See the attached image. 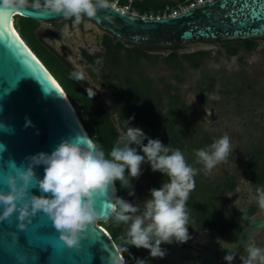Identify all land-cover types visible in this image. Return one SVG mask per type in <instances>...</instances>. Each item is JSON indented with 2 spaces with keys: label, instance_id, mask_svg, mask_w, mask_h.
Wrapping results in <instances>:
<instances>
[{
  "label": "flooded vegetation",
  "instance_id": "flooded-vegetation-1",
  "mask_svg": "<svg viewBox=\"0 0 264 264\" xmlns=\"http://www.w3.org/2000/svg\"><path fill=\"white\" fill-rule=\"evenodd\" d=\"M190 1L192 0H110L114 5L130 4L131 10L133 4H148L151 5V11L159 5H165V9L170 8L167 7L168 4ZM30 3L31 0L28 6ZM12 25L18 38L64 94L65 90L59 78L49 71L37 53H44L50 61L54 59L57 65L60 64L71 73L76 70L60 53L68 55L69 52L75 51L79 62L87 66L85 72L91 85L95 86L97 78L100 79L99 88L97 87L99 92L90 89L85 79L78 81L79 88L102 93L108 98L122 129L125 128L124 121L127 120L124 117L127 115L116 110L112 102V92L115 88L124 91L126 82L145 90L139 114L144 122L140 124L142 130L205 133L264 129V108L257 106V101L263 98L250 91L254 76L236 69L237 63L244 66L246 61H249L256 48L255 40L252 46L236 45L232 43L234 41H215L166 48L153 45L136 46L116 40L85 19L76 25L71 19L36 22L14 17ZM134 48H138V51ZM173 53L176 55L175 59L171 57ZM183 54L191 55V58L184 59L181 57ZM221 58L223 60H220ZM231 58L235 59L232 61ZM97 60L100 61L99 65L96 64ZM97 68L98 71L95 70ZM96 93L94 97L98 100ZM129 126L137 125L129 123ZM245 152V160L240 162L237 157L233 170L224 173L217 181L215 233L224 245L234 244L240 236L242 224L239 209H243L248 219L264 216V209L260 208L254 199L256 188L264 187V144L259 141L250 143ZM149 175L152 179L149 183L140 176L133 178L130 183L134 195H129L128 188H121L120 198L142 208L149 199L150 190L159 188L156 186L155 173L151 172ZM101 224L104 225L105 230L101 228L108 236L111 232L115 236V241H112L110 236L109 238L122 264H136L137 259L153 264V258L147 250H139L123 243L122 235L126 225L117 226L110 218ZM202 231L207 230L190 222V239L179 245L208 255L215 264H224L225 255L214 256L202 242ZM248 243L264 248V228L252 232ZM126 247H129L127 251ZM242 253L243 244H239L232 252L236 257L232 264H241Z\"/></svg>",
  "mask_w": 264,
  "mask_h": 264
},
{
  "label": "water",
  "instance_id": "water-1",
  "mask_svg": "<svg viewBox=\"0 0 264 264\" xmlns=\"http://www.w3.org/2000/svg\"><path fill=\"white\" fill-rule=\"evenodd\" d=\"M14 17L36 22L63 19L31 6L0 8V124L6 129H0V144L6 149L0 153V176L9 174V161L17 167H26L27 157L51 154L64 140L89 139L65 94L13 31ZM85 20L110 37L136 46L170 48L215 41H253L264 39V0H211L175 17L159 19L140 18L112 8ZM26 118L31 126L25 127ZM34 172L43 179L42 165L34 167ZM0 190H8L2 180ZM31 194L41 195L35 187ZM111 195L110 192L109 196L97 199L100 218L87 229L79 252L63 247L58 233L43 214L34 217L24 230L18 227V213L0 222V264H122L109 236L97 226L110 218ZM239 218L240 236L226 248L214 231L200 233L202 242L214 256L232 253L239 244H243V255L249 235L264 228V216L248 219L241 208ZM160 247L166 255L153 258V264H215L208 255L174 241Z\"/></svg>",
  "mask_w": 264,
  "mask_h": 264
},
{
  "label": "clouds",
  "instance_id": "clouds-1",
  "mask_svg": "<svg viewBox=\"0 0 264 264\" xmlns=\"http://www.w3.org/2000/svg\"><path fill=\"white\" fill-rule=\"evenodd\" d=\"M28 5L29 0H0V8L4 9H21ZM30 6L45 10L53 17L71 19L76 25L85 18H96L100 11L113 8L110 0H31ZM85 75L83 71H73L70 78L82 81ZM86 91L89 99L96 93ZM131 119L124 121L125 128L107 155L92 138L85 142L75 137L59 143L51 154L27 157L26 167H17L15 162L9 161V174L0 176L8 189L6 192L0 190V222L18 213V227L24 230L34 217L43 214L58 233L63 247L79 252L87 229L100 218L97 199L107 197L111 192L108 200L110 220L117 226H127L122 235L125 245L143 248L152 258H163L166 252L160 247L162 243L187 242L190 216L186 204L195 189L198 170L188 164L181 150L165 146L159 139L148 138L139 127H130ZM28 126L31 122L26 118L25 127ZM0 129L6 130L2 124ZM5 150L0 144V153ZM231 152L230 138L224 135L211 145L196 150V163L202 164L205 172L210 173ZM144 163L149 164L153 172L167 177V181L158 189L150 190L149 199L141 208L116 196L115 183L118 181L122 188L130 190L129 195H134L130 181L140 176ZM41 165L44 167L43 179L37 178L34 172V167ZM33 187L41 195L31 194ZM254 199L264 209V187L256 188ZM235 258L229 252L223 258L224 264H232ZM240 260L241 264H264V248L248 243ZM136 264L148 262L137 259Z\"/></svg>",
  "mask_w": 264,
  "mask_h": 264
},
{
  "label": "trees",
  "instance_id": "trees-1",
  "mask_svg": "<svg viewBox=\"0 0 264 264\" xmlns=\"http://www.w3.org/2000/svg\"><path fill=\"white\" fill-rule=\"evenodd\" d=\"M181 4V3H180ZM177 3L168 4L167 7H175ZM140 15L151 13H158L165 5H159L152 8L148 4H133L131 5ZM236 45L252 46L253 41H235L232 42ZM138 51V48H134ZM41 60L45 63L49 71L59 78L62 83L65 95L73 107L84 131L89 138H92L98 145H100L106 155L110 151L115 140L118 138L117 130L115 129L110 118L106 114L104 108L100 102L93 96L89 99L86 89L79 88V82L70 78V72L63 66L57 65V61L45 56L44 53H37ZM143 57V54H141ZM173 59L176 55H171ZM182 58H191V55H182ZM54 61V62H53ZM56 63V65H55ZM145 90L135 84L126 82L124 91H120L117 88L112 92V102L117 111L121 112L127 121L132 118L130 123L136 124V127L140 128V124L144 123L140 118V106L143 101V93ZM83 93V95H81ZM148 138L159 139L165 146H170L175 149H179L183 152L186 161L192 167L196 166L195 151L200 148L209 146L208 139L200 133H184V132H171V131H155V130H142ZM146 144L147 141L145 140ZM142 154V153H139ZM151 172H153L149 166ZM155 173V181H157V187H160L163 182L167 181V177L162 176L159 172ZM121 185L117 181L115 183L116 196L120 197ZM186 207L190 211L191 222L199 228L207 231H214L217 233V184L213 186L208 183H198L195 181V189L190 193ZM97 226L103 228V224ZM104 229V228H103ZM105 230V229H104ZM111 240L115 241V236L110 233Z\"/></svg>",
  "mask_w": 264,
  "mask_h": 264
},
{
  "label": "rangeland",
  "instance_id": "rangeland-1",
  "mask_svg": "<svg viewBox=\"0 0 264 264\" xmlns=\"http://www.w3.org/2000/svg\"><path fill=\"white\" fill-rule=\"evenodd\" d=\"M133 11H136L132 8ZM137 12V11H136ZM150 13V12H148ZM235 42V41H234ZM256 48L252 52L251 57L246 61L244 66L240 63H237L236 69L244 71L247 75L254 76L252 85L250 87V91L255 94L258 93L259 97L263 98L260 101H257V106L264 108V39L255 40ZM68 63L76 70V71H83L87 69L85 64H81L79 62V58L75 51L69 52L68 55L64 53H60ZM235 58H231L233 61ZM220 60H223L222 58ZM94 75L96 74L93 72ZM230 73V72H229ZM86 74V72H85ZM194 74V73H193ZM195 75V74H194ZM85 80L88 82L90 89L93 91H98L97 86L100 85V79L97 78L96 85H91L87 74L85 75ZM97 94V93H96ZM98 97V101L104 107L105 112L107 113L108 117L111 119L112 123L114 124L115 129L117 130L118 135L120 134L122 126H120L117 115L114 113L112 109V103L103 96L102 93H98L96 95ZM123 124V122H122ZM204 134V136L208 139L209 145H211L216 139L227 135L230 138L231 146L233 152L230 153L228 158L217 165L210 173H206L202 164H196L193 167L198 170L197 175L195 176V181L198 183H208V184H217L224 173H229L233 170L235 161L238 157L240 162H243L245 159V148L250 143H255L259 141L264 144V129L263 130H255V131H247V132H237V131H230V132H205L200 133ZM151 173L149 169V164L144 163L141 165V174L140 178H142L146 183L152 182ZM153 187V185L151 186ZM189 216L190 211L187 208ZM191 222V216H190Z\"/></svg>",
  "mask_w": 264,
  "mask_h": 264
},
{
  "label": "built area",
  "instance_id": "built-area-1",
  "mask_svg": "<svg viewBox=\"0 0 264 264\" xmlns=\"http://www.w3.org/2000/svg\"><path fill=\"white\" fill-rule=\"evenodd\" d=\"M207 1H211V0H192L190 2L178 4L172 8L162 9L158 13H154V14L153 13H147V14H143V15H140L136 11H132L130 9V4H124V5H114L113 4V8H115L117 11H120L122 13L134 15V16H137L140 18L159 19V18L175 17V16L179 15L180 13H183L184 11H187L188 9L202 5Z\"/></svg>",
  "mask_w": 264,
  "mask_h": 264
},
{
  "label": "bare ground",
  "instance_id": "bare-ground-1",
  "mask_svg": "<svg viewBox=\"0 0 264 264\" xmlns=\"http://www.w3.org/2000/svg\"><path fill=\"white\" fill-rule=\"evenodd\" d=\"M11 26H12V24H11ZM12 28H13V27H12ZM13 31L15 32L14 28H13Z\"/></svg>",
  "mask_w": 264,
  "mask_h": 264
}]
</instances>
